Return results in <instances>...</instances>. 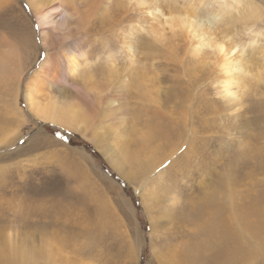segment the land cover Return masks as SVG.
I'll return each mask as SVG.
<instances>
[{"label": "rangeland", "instance_id": "rangeland-1", "mask_svg": "<svg viewBox=\"0 0 264 264\" xmlns=\"http://www.w3.org/2000/svg\"><path fill=\"white\" fill-rule=\"evenodd\" d=\"M93 1L80 12L93 13L88 56L99 74L51 91L83 111L80 133L43 121L24 101L33 72L67 40L41 35L43 7L0 0V264H185L178 259L188 246L208 264L230 240L221 263L264 264V0H238L240 13L213 27L212 39L244 45L246 67L261 75L250 76L237 104L218 95L216 54L192 53L188 32L163 24L193 9L205 18L210 6L146 0L150 14L111 0L105 14ZM132 26L134 72L124 55L115 59L117 72L136 75L124 86L122 74L103 72V47L117 53L120 32ZM101 90L117 95L116 105Z\"/></svg>", "mask_w": 264, "mask_h": 264}, {"label": "bare ground", "instance_id": "bare-ground-1", "mask_svg": "<svg viewBox=\"0 0 264 264\" xmlns=\"http://www.w3.org/2000/svg\"><path fill=\"white\" fill-rule=\"evenodd\" d=\"M98 1H100V0H98ZM120 1L122 2V0H120ZM128 1L129 2H135L137 5V8L140 9L141 11L148 12L150 14H152L153 11L155 12V9L149 8L151 4H148L146 2V0H128ZM208 1L211 2L212 4L209 3ZM26 2L29 5L36 4L35 5L36 9H38L39 7L40 8L43 7V4L40 1L37 2V0H26ZM44 2H45V0H44ZM88 2H89L90 7H94L97 3L93 0H78L77 2H75V0H50L47 3L46 2L44 3L45 6L43 7L42 11H39V13L36 15L37 25H38V28L41 32V35L43 37H48L51 40V42H53V43L60 42V41L66 42V40H67V43H66L67 45L62 46V51L60 53L59 52L56 54L48 53V55L43 59V61L39 65V67L33 72V75H32L33 78L31 77L32 79H30L29 82L26 84L27 86L25 85L26 90L24 93V101L26 103V107L29 110H31L35 116L40 117L41 119H43V121H48V122L53 123V124H61L62 126L64 125V126H67L70 128L74 127L76 129V131H78L80 133L84 132V131H82L83 129H82L81 124H83L82 121H85L84 118L86 116H80V113H82L83 111L79 107L75 106L74 103H72L73 99H69V97L67 98L64 95L62 97H60L58 95L60 97L58 99L59 101L55 100V98L52 96L51 91H53L54 89H56L58 87L60 88L62 86L61 85L62 82L68 85V84H71L73 82V79L79 78L80 81L83 82V84H84L86 77L88 80V79H91V77L94 74H99L97 71V68H96V65H97L96 61L98 62V60L96 59V61L95 60L93 61V59H91L90 56H88L90 51H92V47H91L92 42H91L90 38L88 37V34H90V31H93V27L90 28V24L92 23V22H90V18H92L91 16L93 15V13L87 15L86 17L85 16L81 17L82 12H80V9L86 7L88 5ZM101 2L104 5L102 10H103V13H105V14H108L114 8L112 3H111V0H101ZM156 2L158 3V0ZM199 3L201 5H206V6L211 7L209 14L205 13V18L202 17V19H200L201 17L199 18L197 15L195 16L196 12H194L195 13L194 14L193 13L194 9H193L192 16L194 14V17H192V16L188 17L187 16L188 12H187L185 20H184V17H182V19H180V20H177L179 18H177L175 20V17H172V18L167 17L168 19L166 21H164L163 24L169 25L171 28V27L175 26L177 23V25L179 27L184 28L188 32L190 39L192 41V53H195V54L198 53L199 54L203 49H211L213 51V53L216 54L215 56L217 58L216 59L217 60L216 61L217 71H218L219 79H220L219 84H218V86H219L218 95L223 99V101L226 100L227 103L228 102L229 103H236V104H237V102L241 103L242 96L244 95V92L247 89H249V87H250V84L248 83L250 80V76L252 75L253 78H257V81L258 80L260 81L259 77L261 75H259V77H257L259 74L258 71H256L257 74H250L251 70L246 67L245 62H244V57H243L244 54L246 53L244 45L239 46L237 44H233L229 40L224 39V38H220L219 39L220 42L217 41L218 39L216 41L214 39H212L213 38L212 32L214 31L213 27L216 25L217 21H224V19L226 17H228L227 20H229L232 18V16L234 14L240 13L237 9L239 6V1L238 0H199ZM100 6H102V5H100ZM86 9H88V8H86ZM94 9H96V8H94ZM89 11L90 10H88L87 12H89ZM91 11H90V13H91ZM94 12H95V10H94ZM189 12H191V10ZM159 13H160V11H159ZM161 15L162 14H160V17H161ZM190 15H191V13H190ZM77 27L80 28V31H77V29H78ZM136 31H137L136 27L132 26L129 28L128 31H121L120 32V37L122 38V40L120 41V43H118L120 50H118L117 53L114 52L113 50H110V47L108 46V44H106V45L103 44V45H105L103 48H105L106 51L109 50V52L106 53L105 59L103 60V63H105L103 72L105 74H122L121 79L125 81L124 86H126L128 81L131 80V77H135L136 75L134 74V76H133V74H129L127 72L125 74V71L119 70V69H118L119 72H117L116 66H118V65L115 64V61H116L115 59L118 60V58H117L118 56L124 55L125 60L128 58V60L130 61L129 66L131 65V67H129V68H130V70L133 71V69L135 68L134 67L135 64L133 65L132 64L133 62L130 59L133 58L132 56H134L133 53H134L135 46L133 43V37H134V32H136ZM73 32L77 35V39L74 41H70V40H68L69 36H66V35L67 34H74ZM64 33H67V34L64 35ZM253 44H254V42L247 47L252 48V50H254L256 48V46H254ZM255 44H256V42H255ZM46 48H48V47H46ZM234 54H236L237 56L235 57ZM258 54H260V52ZM263 59H264V54L261 55V60H263ZM262 63H263V61H262ZM132 65H133V67H132ZM261 65H263V64H261ZM106 66L108 68H106ZM97 67H98V65H97ZM100 71L102 72L101 67H100ZM263 71H261V72H263ZM16 74H20V72H18ZM106 78L108 80L109 79L111 80L110 76H109V78L108 77H106ZM146 78H147V76H146ZM99 81L100 80H97V82H99ZM89 83H92V82H89ZM94 83H96V82H94ZM144 83H146V82H144ZM87 84H88V81H87ZM100 84H101V82H100ZM112 84H114L115 87H117L118 85H121V83L117 82L116 79L114 80V83H112ZM90 88L93 92H96V88H98V87L96 86L95 88L94 87H90ZM86 90H87V88H86ZM116 90H117V88H116ZM60 91H62V90H60ZM110 92H111V90L110 91H106V90L102 91L103 95L106 96V98H104V99H111V100H108L106 102V104L108 106H114V105H116L117 102H115V100H113V98H115V96H117V95L112 96V95H114V94H112L110 96L109 95ZM55 93H56V91H55ZM88 93L90 94V92H88ZM67 94H68V92H67ZM43 101H45L46 103ZM16 103H17V101H16ZM236 104H234V105H236ZM107 114L109 115L111 113H108V112L104 113L105 116H107ZM74 128H72V130ZM108 132H109V130H108ZM143 142L145 143V141H143ZM176 143H178V140L176 141ZM112 164L116 168L119 166L113 162H112ZM150 166H152V165H150ZM231 195H230V198L231 197L233 198V196H231ZM227 197H229V196H227ZM232 198H231V200H232ZM173 200L176 201V198H173ZM210 203H212V202H210ZM208 206L209 205H207V207ZM236 215H237V213H236ZM215 216L218 217V215H216V214H215ZM237 216H239V215H237ZM219 218H221V216ZM219 220L217 222H219ZM214 222L212 221L213 224H214ZM221 222H222V220H221ZM215 225H217V224H214L213 228ZM219 227H220V224H219ZM239 227H240V225H239ZM213 228L211 231H213ZM213 233H215V232L213 231ZM223 239H225V237H223ZM229 246H231V247L229 248ZM231 250H232V241L230 240L228 246L223 249V252L218 253L216 251V257L212 260H207V263L208 264H223L220 261L221 255L224 252L231 251ZM188 253H189V246L183 250V252L179 256V259L178 258H176V259H178L179 261H181L185 264H194L195 262H196V264H199L201 262L200 258L193 259L192 257L188 256ZM202 261H204V260H202Z\"/></svg>", "mask_w": 264, "mask_h": 264}, {"label": "snow or ice", "instance_id": "snow-or-ice-1", "mask_svg": "<svg viewBox=\"0 0 264 264\" xmlns=\"http://www.w3.org/2000/svg\"><path fill=\"white\" fill-rule=\"evenodd\" d=\"M25 7L27 8L28 6H27V5H25Z\"/></svg>", "mask_w": 264, "mask_h": 264}]
</instances>
